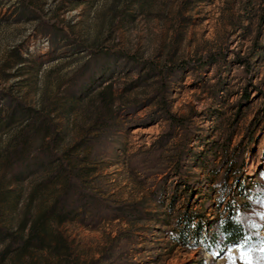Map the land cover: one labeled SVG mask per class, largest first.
Here are the masks:
<instances>
[{
    "label": "rangeland",
    "instance_id": "374dc122",
    "mask_svg": "<svg viewBox=\"0 0 264 264\" xmlns=\"http://www.w3.org/2000/svg\"><path fill=\"white\" fill-rule=\"evenodd\" d=\"M208 54L217 62L199 68ZM184 63L197 68L173 72ZM163 106L184 128L153 153L167 127ZM14 107L29 116L10 118ZM227 137L244 148L241 185L257 181L249 176L264 161V0H0V227L32 222L69 174L68 205L88 199L83 219L50 226L55 254L11 264H251L254 241L208 251L172 239L186 202L204 224L222 213L200 165L210 157L202 143ZM183 143L199 164L166 176ZM163 177L161 206L153 191ZM133 207L145 218L128 216ZM255 219L263 237L264 210Z\"/></svg>",
    "mask_w": 264,
    "mask_h": 264
},
{
    "label": "trees",
    "instance_id": "16d2710c",
    "mask_svg": "<svg viewBox=\"0 0 264 264\" xmlns=\"http://www.w3.org/2000/svg\"><path fill=\"white\" fill-rule=\"evenodd\" d=\"M218 57L212 58L210 54L206 55L204 59H201L197 63L199 68H203L208 64H215ZM243 59H239L238 63H241ZM181 68L194 69L184 63L179 67L173 69V72L179 71ZM216 94V92H215ZM248 94L244 91V96L238 101L236 107H240L247 99ZM164 102V101H163ZM164 105V104H163ZM162 114V118L167 122L166 130L158 137V139L152 144L153 153H160L174 138V131L183 130V119L176 117L174 114L169 113L165 106L158 107ZM19 110L20 116H29L30 110L26 108H13L9 113L11 118L15 111ZM21 111V112H20ZM249 125L240 142L243 143L245 139L251 136V127ZM186 142V139L183 140ZM187 144V142H186ZM185 143L181 145L183 148L177 155L175 160L169 169L166 176L182 177L184 174V166L191 159L192 163H198V156L196 154L189 155L191 150L184 149ZM206 148L210 157L202 162L200 167L203 168L207 176L201 184H211L209 188L210 193L216 198L217 211L222 207V213L218 217H213L204 224L205 216L194 214L189 217V203H185L184 209L177 213L176 221L178 225L183 223L181 229L174 230L172 239L174 243L186 245L188 244L190 250H196L204 248L210 250L211 246L221 244L227 245H239L241 248H246L253 241L256 244L250 249L247 254L251 264L264 263V236L259 237L256 233V227L258 226V220L251 221V215H258L260 210H264V161L262 165L249 176L253 181L245 187L241 185V181L245 174L244 163V148L230 147V138L222 140V142L212 141L209 143H202ZM241 146V144H240ZM239 147V146H238ZM264 158V153L261 155ZM218 159L216 164H213ZM189 164V163H188ZM166 172V171H164ZM166 177L159 179L156 182L155 189L153 191V197L160 201L161 206L164 205L162 197L168 194L166 187H163V183ZM75 179L71 174L67 175L63 190L59 197L55 199L52 205L44 212H42L32 222L25 220L20 223L17 230L11 231L4 227H0V264L15 263L25 256L31 255L33 252L48 251L51 254H55L52 249L55 246L54 232L50 226H58L62 223L72 220L78 216L83 219L85 209L88 206V199L85 197H79L74 202V205L69 206L66 201L67 196L70 194V188L75 187ZM182 192L185 193L186 188L191 185L188 181H183ZM178 186L173 185L170 195L169 210H172L174 202L178 198ZM187 197L189 194L186 195ZM91 198V197H90ZM89 198V199H90ZM187 200V199H186ZM120 210V207H118ZM122 210V209H121ZM128 216H136L137 218H145V214L142 215L141 211L137 207L126 209ZM118 215L122 213H117ZM121 216V215H120ZM142 216V217H141ZM196 221L193 229L190 226L193 221ZM204 224V226H202ZM188 229V230H187ZM206 229V236L203 230ZM59 244V241L57 245ZM27 264H34L32 262ZM199 264H203L202 261Z\"/></svg>",
    "mask_w": 264,
    "mask_h": 264
},
{
    "label": "bare ground",
    "instance_id": "6f19581e",
    "mask_svg": "<svg viewBox=\"0 0 264 264\" xmlns=\"http://www.w3.org/2000/svg\"><path fill=\"white\" fill-rule=\"evenodd\" d=\"M261 163H262V162L259 161L256 165H253L252 168H250V169L247 171L246 174H247V175H251V174L257 169V167H258L259 165H261Z\"/></svg>",
    "mask_w": 264,
    "mask_h": 264
}]
</instances>
